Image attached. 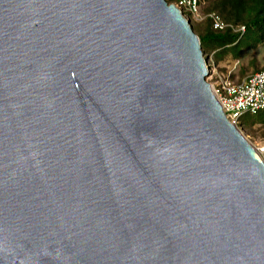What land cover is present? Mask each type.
Masks as SVG:
<instances>
[{
	"label": "water",
	"instance_id": "95a60500",
	"mask_svg": "<svg viewBox=\"0 0 264 264\" xmlns=\"http://www.w3.org/2000/svg\"><path fill=\"white\" fill-rule=\"evenodd\" d=\"M167 0H0V264H264V158Z\"/></svg>",
	"mask_w": 264,
	"mask_h": 264
},
{
	"label": "trees",
	"instance_id": "16d2710c",
	"mask_svg": "<svg viewBox=\"0 0 264 264\" xmlns=\"http://www.w3.org/2000/svg\"><path fill=\"white\" fill-rule=\"evenodd\" d=\"M199 5L201 10V0ZM207 11V24L202 33L198 34L205 55H208L207 52H215L218 57L231 53L234 58H241L245 50L256 48L264 42V0H216L211 2ZM213 12L231 26L223 30L214 29L210 16ZM191 25L196 32L192 21ZM255 123H264V110L257 114H245L240 120L241 125L252 126Z\"/></svg>",
	"mask_w": 264,
	"mask_h": 264
},
{
	"label": "built area",
	"instance_id": "2783aa9c",
	"mask_svg": "<svg viewBox=\"0 0 264 264\" xmlns=\"http://www.w3.org/2000/svg\"><path fill=\"white\" fill-rule=\"evenodd\" d=\"M199 1L175 0L174 4L182 10L186 17L192 15L200 18ZM210 16L216 30H223L231 26L215 12L211 13ZM241 29L244 30L243 27ZM213 86L224 112L238 127L245 114H257L264 110V69L245 77L240 82L226 78L221 79ZM257 149L264 158V146L257 147Z\"/></svg>",
	"mask_w": 264,
	"mask_h": 264
},
{
	"label": "rangeland",
	"instance_id": "374dc122",
	"mask_svg": "<svg viewBox=\"0 0 264 264\" xmlns=\"http://www.w3.org/2000/svg\"><path fill=\"white\" fill-rule=\"evenodd\" d=\"M213 1L216 0H201L200 18L187 16L191 19L197 34H201L207 24L208 20L205 16L209 13L207 10ZM207 53L208 55L205 56L210 69L208 80L213 85L226 78L240 82L245 77L264 68V42L256 48L245 50L241 58H234L231 53L218 57L215 56V52ZM249 118L252 117L249 116ZM239 129L256 148L264 146V123H255L252 126L239 124Z\"/></svg>",
	"mask_w": 264,
	"mask_h": 264
}]
</instances>
